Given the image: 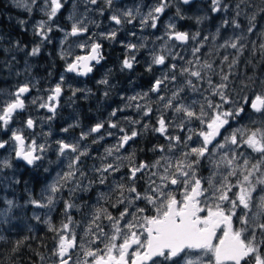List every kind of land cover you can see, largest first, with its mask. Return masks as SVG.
<instances>
[{
  "label": "snow or ice",
  "instance_id": "obj_1",
  "mask_svg": "<svg viewBox=\"0 0 264 264\" xmlns=\"http://www.w3.org/2000/svg\"><path fill=\"white\" fill-rule=\"evenodd\" d=\"M17 2L19 5L20 0ZM90 2L96 4L97 0H90ZM182 2L189 4L190 0H182ZM243 2L244 0H241V3ZM31 3L35 4L36 0H31ZM45 3L50 9L46 15L51 21L61 9L62 3L61 0H50V3L49 0H45ZM106 3L111 5L112 0H106ZM211 4L212 12L227 11L228 6L222 4V0H211ZM25 6L27 7V5ZM166 7L168 4L165 0H161L160 4L142 20V23L151 20V26L155 28L159 15L165 11ZM237 8L239 9V5ZM28 11H31L30 7H28ZM259 11L264 12V7H261ZM179 13L178 8L177 14L179 15ZM123 15L134 18L131 11L125 12ZM236 15L239 16L240 12L237 11ZM110 19L117 25L122 23L121 18L117 15H112ZM255 19L256 15L253 14L247 29L249 33L255 27V24L252 23ZM128 22L131 23V19ZM223 23L227 25L229 22L225 20ZM46 24L47 21H40L36 25V34L44 40L49 39L47 33L44 32ZM78 24L79 22L72 24L71 31L65 33V39L68 36H77L87 31L86 27L78 26ZM232 24L235 28H240V24L235 19ZM167 28L169 29L168 39H174L183 44L189 40L196 41L199 35V33L189 34L175 31V25L171 23L167 25ZM48 31H51L50 27ZM217 31L219 32V29ZM115 36L116 32L113 31L105 38L115 39ZM204 39L207 40L208 37ZM242 39L243 36H237L233 40L225 41L219 47H230L239 54L244 48V45L240 43ZM80 47L84 48L86 44H81ZM136 47L132 44L127 45L130 51ZM202 47L203 44L194 47L192 49L194 59L186 61L187 66L179 69V75L185 79L170 97L159 95V93L162 86H166V82L175 83L177 81L176 64L170 65V75L166 73L157 79L150 89L151 92L158 94V99L163 102L164 109L171 110L173 113V121H169L161 113L157 118L158 127L153 128L154 132L169 141L168 154L162 155L152 164L140 162L129 167L127 180L132 183L129 185L119 183L113 189V191L119 190V197L112 207L124 205L123 210L119 212V216H113L107 209L97 208L85 227L84 236L81 237L79 245H77L74 230L70 228L73 221L69 215V210L78 206L70 201H65L64 214L67 217V222L62 223L60 229H55L51 225L49 227V230L56 232L59 237L52 253L58 258V264H69L70 250L77 247L83 252L84 259L78 260L76 264H264V195L258 201L254 197L258 188L264 192V92L255 94L254 97L245 95L242 103L234 101L229 95L228 89L231 82V69L238 63L237 57H233L229 63V56H223L221 65L227 63L229 72L225 73L223 67L217 72L213 62L200 59L198 54ZM100 49L99 43H92L90 53L86 56H76L73 62L67 63L66 71L76 72L78 75H86L91 72L90 62L99 63L103 59ZM260 49L264 55V43L260 44ZM40 51L41 48L36 46L28 55L36 56ZM66 55L62 52L61 58H66ZM172 58L177 59L176 56ZM179 59H183V57H179ZM134 60V56L125 58L122 67L131 69ZM165 62V55H152V64L164 65ZM148 70H151V65ZM213 75L219 76L218 83L213 81ZM251 79L249 77V80ZM107 82L106 79L100 81L103 84ZM203 83H206L208 88L202 92L201 85ZM261 84H264V81H261ZM244 87L247 88L248 85L245 84ZM186 90L198 94L200 98H191L190 102H184L182 94ZM29 91V85L20 86L10 94L12 99L3 102L0 106V128L11 131L10 140L14 141L16 159L23 160L29 166L39 167L38 162L45 159V153L49 146L38 144L34 139L30 143H26L22 129L10 128L15 114L25 110L26 105L23 97ZM52 93L48 96V100H57L62 93L61 84H57ZM147 96L148 93L145 92L140 98ZM216 97H219V101L216 100ZM129 99L136 100L137 97ZM32 102L36 103L35 100ZM226 105H230V107H225ZM246 106H250L254 113L259 114L258 126L257 121L252 120V126L245 125L234 128L228 135H224V132H227L231 127V121L239 123V118L245 112ZM40 107L55 112L54 104L41 103ZM141 107V105H137L138 110ZM151 112V107H148L144 115L149 116ZM112 115H116V110ZM175 119H180V123L175 127L181 131L193 121H198L201 128L199 131L189 128V135L181 139L178 135L169 134V129L173 126ZM131 122L138 123V121ZM34 125L35 122L32 118H28L25 122L28 129H32ZM103 127L102 123H98L91 128L90 133H99ZM109 127L117 128L118 125L110 123ZM144 127L147 129L149 126L144 125ZM119 130L122 133L125 131L124 128ZM63 131H67V129ZM90 133H82L80 139H85ZM138 135L139 133L135 130L131 131L130 135L125 133L120 137L115 149L107 148L105 150L107 156H113L114 151L119 152ZM193 136L198 137L195 147H191L189 143L193 141ZM217 137H223L222 141H218ZM56 143L58 157L66 156L68 153L74 155L69 157L67 171L63 174L57 173L56 178L48 185L47 203L35 199L30 200V203L36 207L52 206L56 194L69 184H75L74 187L69 188L70 195L78 190L86 191L88 188V186L82 187L81 180L77 178V173L80 178L85 177L79 164L81 157L88 155L87 149L81 151L79 143L71 144L63 140ZM8 144L9 141L0 140V149H4ZM241 146H246L257 154L258 158L254 163L249 155L237 151ZM178 148L184 150L181 151L179 157H175L172 154ZM157 150L164 153L165 147L160 145L154 146L152 149V151ZM115 159L120 160L121 157L116 156ZM123 159L132 161V156ZM204 161H207L210 166V175L206 178L207 186H205V178L198 175V170ZM4 167H11L9 160L0 161V168ZM120 167L119 164L108 163L93 170L99 174V183L104 184L108 178L104 174L119 172ZM150 169L156 170L150 172L147 187L143 192H140L135 183L140 178L138 174H143L145 170ZM233 178H235V183L232 182ZM92 183L89 181V186ZM125 191L128 195H125ZM103 198L104 196L101 194V199ZM138 201H144L146 206L139 207ZM6 203L9 208L13 206L12 200H7ZM102 219L109 222L110 231L106 232L104 226L99 223ZM45 222L48 223V221ZM20 243L18 241L17 245ZM100 244H103V248L99 246ZM92 245L95 247L93 248ZM15 251L17 248H13V252ZM40 258L42 261L44 260L43 256Z\"/></svg>",
  "mask_w": 264,
  "mask_h": 264
},
{
  "label": "rangeland",
  "instance_id": "obj_2",
  "mask_svg": "<svg viewBox=\"0 0 264 264\" xmlns=\"http://www.w3.org/2000/svg\"><path fill=\"white\" fill-rule=\"evenodd\" d=\"M201 1L202 0L199 2ZM0 2V64H2L0 67V73L4 75L0 76V106H2L3 102L12 99L13 97H11L10 94L15 92L20 86L25 84L29 85V94L23 97L26 105L25 110L15 114L14 119L10 124V128L22 129L23 135L26 138V143H30L34 139L38 144H47L49 146L48 151L45 153V157L48 153L55 156L49 158L47 163L45 162L46 165H42L40 170L43 169V174L48 175L51 182L56 178L57 173L63 174V172L67 171L69 157L74 155L70 153L66 156L58 157V145L56 142L63 140L64 142L71 144L79 143L81 135L75 132L77 127L75 112H65L70 110V108L64 103L65 99H63L64 104L61 105L59 103L57 108H55L54 113L50 112L47 108H41L40 104H54L53 101L48 100V96L52 95V90L57 84H61L62 90L64 91L71 90L72 93L75 92L74 86L76 85L74 80L65 78L64 75L54 76L51 72L59 70L63 64L67 65V63L74 61L76 56L81 55V52L88 51L91 48V44L94 42L99 43L101 46L106 44L110 49L114 47L116 50L115 52L124 57L121 61L116 60L118 73L124 75L125 77L123 78L132 79L129 76L131 69L123 68L122 64L125 58L134 56L135 60L133 62V67L137 64L141 66V70L146 74L147 80L151 81L148 88L145 91H141L143 93H148L147 97L142 98L143 113L148 107H151L152 109L151 114L144 119L146 125L149 127L143 129L142 136L147 134L146 137L149 140V134L154 135V141L159 144L162 143L165 147V152L161 153L159 150L148 151L149 156L151 157L148 164H152L162 155L168 154L167 146L169 141L159 133L153 131V128L158 127L157 118L163 113L169 121H173L172 111L164 109L163 102L158 99V94L151 92L150 89L157 79L163 77L166 73L170 75V65L176 64L177 81L175 83L166 82V86H162L159 93V95L170 97L172 92L184 82L185 77L179 75V69L187 66L186 61L194 59L192 56V49L194 47L203 44L201 52L198 55L201 60L213 62L217 72L220 71L221 67H223L225 73L229 72L227 63L221 65L223 56H229V63L233 57H237L238 63L231 69V82L228 89L229 95L234 101L242 103L243 97L246 94L250 97H254L255 94L264 92V84H261V81H264V75L258 78L259 80L257 81L252 73L253 70H256V67H253V60H256V56L261 54L260 44L262 43L258 42L254 44L253 41L254 38L264 36V23H260L259 27L254 28L251 33L247 31L250 24H247L246 28L241 29L235 28L233 24L229 23V27L226 28L223 23L226 20L223 11L212 12V7L210 6L211 8H209L208 15L202 13V10L199 8L194 10L195 16L192 17L193 29L185 30L183 29L185 27V18L182 16L181 10L179 15L177 14L178 6L181 5L179 0H165L168 7H166L165 11L159 15V19L156 21L157 26L155 28L151 26V20H148L147 23H142V20L147 17L152 9L160 4L161 0H112L111 5H108L106 0H97L96 4H92L90 0H61L62 7L51 21L48 20V16L46 15V12L50 9L46 6L45 0H36L35 4H32L31 0H20L19 5L17 0H0ZM25 5H27V7ZM28 7L31 8V11H28ZM128 11L132 12L134 18L125 17L123 15ZM252 12L251 9L248 10V13H251V15L244 14V16H239L240 20L249 23ZM153 14L155 15V13ZM112 15L119 16L122 23L117 25L110 19ZM211 17H216L212 24L210 23ZM129 19H131V23L128 22ZM22 21L24 23H21ZM40 21H47L44 32L47 33V36L49 37L48 40H44L41 36L36 34V25ZM75 22H79L78 26L87 28L85 36L81 38H71L68 36V38L65 39V33L71 31L72 24ZM207 22L208 26L206 25ZM228 22L231 21L228 20ZM170 23L175 25V31L187 32L189 34L199 33L197 40H189L183 45L177 44L174 40H169L167 35L169 29L167 28V25ZM49 27L51 28V31H48ZM217 29H219V32ZM113 31L116 32L115 39L105 38L107 34ZM13 33L20 34L19 40L13 36ZM237 36H243L240 43L244 45V48L239 54L235 49L230 47H219L224 44L225 41L233 40ZM205 37H208V39L205 40ZM213 37H215V39H213ZM81 44H86V47L81 48ZM129 44L136 45V49L130 51L127 48V45ZM140 45H143V47H140ZM36 46L41 48L40 53L36 56L28 55L32 48ZM62 52L67 54L66 58H61ZM209 53H211V55H209ZM153 54L165 55V64H152L151 61ZM42 56L47 59V64L42 70V75L37 76L35 73L39 70L38 58H41ZM173 56H176L177 59H173ZM179 57H183V59H179ZM11 62L17 64L13 73L10 72V68L7 65ZM150 65L151 70L149 71L148 69ZM45 69L48 70L45 72ZM244 69L247 70L244 71ZM44 72H50L54 77L44 78ZM61 77H63V80H61ZM249 77L252 79L249 80ZM212 79L214 82H219L218 75H213ZM245 84L248 85L247 88L244 87ZM116 85L117 87L111 86L112 90H116L114 97L123 99V97H121V92L119 94L117 91L119 89V84ZM125 88H128V86L126 85ZM207 88L208 85L206 83L201 85L202 92ZM131 89L132 88H130L129 92L124 96L127 97L128 100L131 97L138 96V94H143L138 90ZM72 97H74V94H72ZM191 98L200 97L198 94H193L188 90L182 94V99L186 103L190 102ZM33 100H35L36 103H33ZM216 100L219 101V97H216ZM70 101L73 103V100ZM63 106L65 107L64 112L62 111ZM225 107H230V105H226ZM49 117H51V119H49ZM28 118H32L35 122L32 129H28L25 126V122ZM259 119V114L254 113L250 106H246L245 112L242 114V117L239 118V123L231 121V127L228 128L227 132H224V135H228L234 128H239L245 125L252 126V120L257 121L258 126ZM134 121L139 122L140 119L137 118ZM179 123L180 119L174 120L173 126L169 129V134L173 136L178 135L181 139H184L189 135V128H192L195 131H199L201 128L198 121H193L192 124L187 125L185 129L181 131L179 128L175 127V125H178ZM64 129H67V131H63ZM11 135V131L0 128V140L9 141V144L4 149H0V161L7 159L11 163V167L0 168V244H4L8 241H15L14 235L20 233L26 228L21 224L24 217L27 218V216L30 215L34 220H37V214H39L38 209L41 208L31 204V199H28L27 197H21L19 199V193L15 187L18 182L19 174L12 173L21 170H16L14 166L15 163L13 157L15 151L14 141L10 140ZM222 139L223 137H217L218 141H222ZM197 140L198 137L193 136V141L189 142L190 146H197ZM117 144L118 142H116V145ZM183 150L184 149L182 148H178L172 155L179 157ZM237 151L249 155L252 158L253 163L258 158L257 154L253 153L251 149L246 148V146H241ZM120 154H122V152H116V156L121 157V159L114 160L115 165H121L120 171L117 172V174H124L127 172V174L124 175L127 178L129 175V165L126 164L125 166L122 164L124 157ZM45 169H47V171H45ZM155 170L156 169H150L143 172L144 185L142 186L147 187L150 172ZM198 175L205 178V186H207L206 178L210 175V166L207 161H204L199 168ZM153 179L156 178L153 177ZM232 182L235 183V178H233ZM131 183L132 181L128 180L126 185ZM47 189L48 185L43 187L41 191L36 194L38 201L47 203ZM76 195V193L70 195L68 192L67 200L65 201L73 203L72 198ZM262 195H264V192H261L259 188L254 193V197L257 201ZM58 197L61 198V196ZM7 200L13 201V206L11 208L7 205ZM26 205H30V207L27 209L22 208V206ZM33 210L36 212L33 213ZM78 210L79 208L75 207L70 209L69 212H77L76 216H78ZM45 211L49 212L46 208ZM83 216V222L88 225L92 214ZM128 219H131V217H128ZM85 227L80 226L77 229H73L80 242L81 237L84 236ZM257 239L259 240V236ZM75 250V253L72 254L74 256L72 264H76L78 260L84 259L81 249L76 248ZM39 261L41 262V260Z\"/></svg>",
  "mask_w": 264,
  "mask_h": 264
},
{
  "label": "flooded vegetation",
  "instance_id": "obj_3",
  "mask_svg": "<svg viewBox=\"0 0 264 264\" xmlns=\"http://www.w3.org/2000/svg\"><path fill=\"white\" fill-rule=\"evenodd\" d=\"M13 36L19 40L20 34L13 33ZM84 36L85 32L81 36L70 37L81 38ZM90 49L86 52H81L80 56L88 55L90 53ZM115 51L116 50L114 47L110 49L108 45L103 44L100 49V54L102 55L103 59H101L99 63H96L95 61L90 62L92 71L86 75H78L76 72H67V65L64 64L59 68V70L51 72L54 76L64 75L65 78L72 79L75 82L76 86H74V93H72L71 90H62L60 97L53 101L55 108H57L59 103L61 105L65 103L70 108L69 111H65L66 113L75 112L77 119V127L75 132L82 135V133H90L91 128L98 123H102L104 125V127L100 129L99 133H90L85 139L79 140L80 150L83 151L87 149L88 155L81 157V162L79 164L80 169L85 173V177L80 178L79 173H77V178L81 180L82 187L88 186V188L86 191H76L75 193L77 195L72 198V202L78 206L79 210L78 216H76L77 212H69V215H71L73 221V223L70 225L71 229H77L80 226H87L83 222V215L86 216L87 214H93L97 208L102 207L107 209V211L113 216H119V212L123 210L124 205H118L115 208L112 207L119 197V190L117 189L113 191V189L119 183H124L126 185L128 180L124 175L127 174V172L124 174H117V172H113L111 174L105 173L104 175H106L108 178L104 184H100L99 174L93 170L94 168H100L108 163L115 165L114 160L116 157V152L114 151L113 156H107L105 151L107 148L115 149L116 142L119 141L121 136H123L125 133L130 135L131 131L133 130L137 131L139 135L133 140L129 141L128 144H126L125 147L119 151L122 152V154H120L122 157H128L130 155L132 156V161L124 159L122 162V164L125 166L127 164L130 167L133 164H139L140 162L149 163L151 157L149 156L148 151H152V147L155 145H163L162 143L159 144L153 140L148 143V138L146 137L147 134L142 136L143 129L145 128L144 125H146L144 119L147 117L143 113V99L140 98L142 95L135 96L137 97L136 100H128L127 97H124L129 92L130 88H132L131 90H138L140 92L142 90L145 91L151 81L147 80L146 74L142 72L141 66L138 64L130 70L129 76L132 78L131 80L123 78L125 76L118 73L116 60L121 61L124 57ZM38 63L39 70H37L35 74L37 76H41L42 70L47 64V59L44 56L41 58L39 57ZM7 65L9 66L11 73H13L15 66L17 67L15 62H11ZM1 66L2 64H0V67ZM47 70L45 69V72ZM45 72L44 78L54 77L50 74V72ZM0 76L4 75L0 73ZM105 79L108 81L106 84L100 83L101 80ZM116 84H119V89L117 91L119 94L121 92V97H123V99L114 97L116 90H112L111 86L117 87ZM126 85L128 88H125ZM142 93L143 92H141V94ZM72 94H74V97H72ZM63 99H65L64 103ZM70 100H73V103ZM137 105H141L142 107L138 110ZM64 109L65 107L63 106V112ZM114 110H116L115 116L112 115ZM137 118H139L140 121L138 123L132 124L131 121H134ZM110 123H115L118 125V127L111 128L109 127ZM120 128H124L125 131L123 133L120 132ZM109 133H112V135H109ZM100 137L103 138L101 139ZM94 141L96 142L94 143ZM53 156L55 155H51L49 153L46 154L45 160L43 162L44 164L39 162L38 164L40 166L36 167L25 165L21 161H16L14 155L13 159L15 163V169L21 170L14 171L12 173L19 174L17 180L18 182L15 187L20 198L27 197L31 200H37L36 194L39 193L43 187L50 184L51 181L49 176L43 174L44 171L43 169L40 170V167L42 165H46L45 162L47 163V160ZM138 176L140 178L135 183L138 186V190L143 192L146 188L145 186H142L144 185V175L138 174ZM89 181L93 182L90 186ZM74 186L75 184H69L60 193L56 194L57 196L54 204L46 208L47 211L49 210V212H46L45 208L38 209L39 214H36L39 219L34 220V218L28 215L27 218L24 217L22 220L21 224H23V226L26 228L14 236L15 241H21L23 244L28 243L33 248V254L29 256V261L27 264H58V258L53 256L52 253L55 250V246L57 245L56 242H58L59 237L56 232L50 231L49 227L51 225V227L55 229H60L62 223L67 222V217L64 214V201L67 200L69 188ZM101 194L104 196L103 199H101ZM125 195H128L126 191ZM58 196H61V198ZM137 205L139 207L146 206L144 201H138ZM29 207L30 205L22 206V208L25 209ZM35 212L36 211L33 210V213ZM45 221H48V223ZM100 223L104 226L106 232L110 231V225L106 219H102ZM79 243L81 242L77 237V245H79ZM38 245L43 246L44 249L41 250L40 253H35V247ZM99 246L103 248V244H100ZM94 247L95 245H93V248ZM75 249L70 250L71 260L69 261V264H72L73 262L74 256L72 254L75 253ZM41 256L44 257L43 261L40 258ZM39 260H41V262Z\"/></svg>",
  "mask_w": 264,
  "mask_h": 264
},
{
  "label": "trees",
  "instance_id": "obj_4",
  "mask_svg": "<svg viewBox=\"0 0 264 264\" xmlns=\"http://www.w3.org/2000/svg\"><path fill=\"white\" fill-rule=\"evenodd\" d=\"M199 1H193V3L187 6H182V5L178 6L177 4L179 10H181L182 16L185 18L184 20L185 27L183 29L185 30L193 29V25H192L193 18L192 17L195 16L194 10H196L197 8L201 9L202 13H205L206 15H208L209 8L212 7L211 0H202L201 2ZM222 4L228 6L227 11L222 10L223 13L225 14V19L227 21L228 20L231 21L229 22L230 24H232L233 19H235L236 22L240 24L241 29L246 28L247 24H250V23L241 21L239 16H244V14L251 15V13H248V10L250 9L253 11L252 15L253 14L256 15L255 21L252 22L255 24L254 28H258L260 23H264V12L259 11L261 7H264V0H244L243 3H241V0H222ZM237 5H239V9L237 8ZM237 11L240 12L239 16L236 15ZM215 19L216 17H211L210 23L212 24V22ZM229 23L227 25H224V27L226 28L229 27L230 25ZM206 25L208 26V22L206 23ZM258 42L264 43V36L254 38L253 43L256 44ZM253 67L254 68L256 67L255 68L256 70L252 71L253 76L256 77L258 81L259 80L258 78L264 75V55H262V53L256 56V60H253ZM246 70L247 69H244V71ZM153 136L154 135L149 134L150 138L148 140V143L152 140L154 141ZM8 240H12V239H8ZM13 248H17V251L13 252ZM43 249H44L43 246L38 245L37 247H35V253L36 252L40 253V251ZM31 254H33V248L28 243L23 244V242H21L19 245H17V241H14V242L8 241L4 244H0V264H16V263L27 264L29 261V256H31Z\"/></svg>",
  "mask_w": 264,
  "mask_h": 264
},
{
  "label": "water",
  "instance_id": "obj_5",
  "mask_svg": "<svg viewBox=\"0 0 264 264\" xmlns=\"http://www.w3.org/2000/svg\"><path fill=\"white\" fill-rule=\"evenodd\" d=\"M114 1H120V0H114ZM193 1H196V0H190V3L189 4H191ZM179 3L182 5V6H187V5H189V4H184L183 2H182V0H179ZM114 23V22H113ZM81 35H83V33L82 34H79V35H77V36H81ZM77 36H71V37H77ZM174 40V39H173ZM177 44H179V45H183V43H181V42H179V41H176V40H174ZM29 94V92L28 93H25L24 94V97L25 96H27ZM15 160L16 161H21V162H23L25 165H27L23 160H19V159H16V157H15Z\"/></svg>",
  "mask_w": 264,
  "mask_h": 264
}]
</instances>
